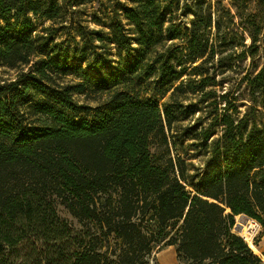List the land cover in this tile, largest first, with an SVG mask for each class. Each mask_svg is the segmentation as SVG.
<instances>
[{
	"label": "trees",
	"instance_id": "16d2710c",
	"mask_svg": "<svg viewBox=\"0 0 264 264\" xmlns=\"http://www.w3.org/2000/svg\"><path fill=\"white\" fill-rule=\"evenodd\" d=\"M261 49L264 0H0L16 70L0 76V264H152L165 246L264 264L234 231L242 213L264 227V62L245 67ZM190 98L223 99L221 133L186 127L211 152L203 174L171 155Z\"/></svg>",
	"mask_w": 264,
	"mask_h": 264
},
{
	"label": "rangeland",
	"instance_id": "374dc122",
	"mask_svg": "<svg viewBox=\"0 0 264 264\" xmlns=\"http://www.w3.org/2000/svg\"><path fill=\"white\" fill-rule=\"evenodd\" d=\"M184 0H181V4H183ZM192 16L188 17H181V22L185 25H187L188 21ZM47 24H49L47 22ZM247 41H249V37L247 36ZM115 45L112 47L114 48ZM264 62V49H261L259 54L256 56L254 60L248 58L245 61V67L251 71L254 72L255 70L259 69ZM16 73L15 69H10L8 67L2 66L0 67V76L3 77H11L14 76ZM226 74L229 75L230 84L228 85V88L236 87L239 91L242 92L244 98H239L240 100V109L242 111H245L246 105L249 104V98H246V84L242 83L238 85L239 78H241L242 74H235L234 71L229 70ZM219 76V75H218ZM220 79V78H219ZM231 99V98H230ZM210 100H215V103L212 105H207V102L202 100V98H190L187 102V104L192 105L191 108L187 107L189 111L184 113L185 115H188L187 118L179 120L175 123V127L172 131V134L176 136L177 139V146H171V155L175 157L177 153H180L179 155L182 156L183 160L185 161L186 169L189 175L201 173L203 174L209 164H212L211 160V152L205 151L202 146L193 145V142H197L194 139H192L187 134L186 127L190 124H193L197 121L198 116H201V125L207 126L210 122L214 121L215 126L213 127L215 132L221 133L222 126L219 124V121L216 119V114H221L223 112V109L221 108L223 106V99L221 98H212ZM91 104H97L95 100H88L84 101ZM163 100H161L162 104ZM195 109V114L190 111L192 109ZM204 108V111L202 110ZM259 120L264 122V109L263 114H260ZM165 145L162 144L160 139H154L152 143V152L155 156L164 157L165 155ZM58 211L60 215L72 222L73 225H77V220L64 208V206L59 205ZM252 220V219H251ZM239 221V216H236V223ZM234 231L244 237L243 232L238 231L234 228ZM254 233L251 235V242L258 248L259 253L264 261V227L259 223V225L254 228ZM245 238V237H244ZM246 240V239H245ZM247 241V240H246ZM250 245V244H249ZM253 249V248H252ZM152 264H181V262L177 258L176 248L175 246H165L161 249L158 247L152 254L151 258Z\"/></svg>",
	"mask_w": 264,
	"mask_h": 264
},
{
	"label": "bare ground",
	"instance_id": "6f19581e",
	"mask_svg": "<svg viewBox=\"0 0 264 264\" xmlns=\"http://www.w3.org/2000/svg\"><path fill=\"white\" fill-rule=\"evenodd\" d=\"M229 210V208H227V211ZM259 225V223L255 220H250L248 223H246L245 225H243V234L245 239L247 240V242L250 244V246L253 248L255 253H259L258 248L251 242V235L252 233H254V228H256Z\"/></svg>",
	"mask_w": 264,
	"mask_h": 264
},
{
	"label": "water",
	"instance_id": "95a60500",
	"mask_svg": "<svg viewBox=\"0 0 264 264\" xmlns=\"http://www.w3.org/2000/svg\"><path fill=\"white\" fill-rule=\"evenodd\" d=\"M228 212H231V210L229 209L227 211V213ZM238 216H239V221L235 224L234 228L241 232L243 230V227H244L243 225L248 223L251 220V218L248 215L244 214V213H242V214H240ZM252 220H254V219H252Z\"/></svg>",
	"mask_w": 264,
	"mask_h": 264
}]
</instances>
